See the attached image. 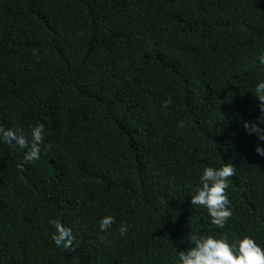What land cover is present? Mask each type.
<instances>
[{"label": "trees", "instance_id": "1", "mask_svg": "<svg viewBox=\"0 0 264 264\" xmlns=\"http://www.w3.org/2000/svg\"><path fill=\"white\" fill-rule=\"evenodd\" d=\"M261 55L264 0H0V127L44 125L31 162L0 139V264H179L190 235L264 249V140L243 127ZM224 163L218 228L191 197Z\"/></svg>", "mask_w": 264, "mask_h": 264}, {"label": "clouds", "instance_id": "2", "mask_svg": "<svg viewBox=\"0 0 264 264\" xmlns=\"http://www.w3.org/2000/svg\"><path fill=\"white\" fill-rule=\"evenodd\" d=\"M261 64H264V55L259 57ZM255 98L259 101V110L261 115L254 122H244L243 127L248 134H256L259 140H264V128L258 127V124H264V82H260L255 88ZM171 99L163 103L167 107ZM179 128L184 127L181 121ZM0 139L4 143L13 142L20 148H27L25 160L31 162L39 159L40 145L44 141V125L37 124L31 129V143L22 132L13 129L0 127ZM47 147H51L48 145ZM255 151L258 155L264 156V149L259 145ZM235 175V167L232 163H224L219 169L205 167L200 177V186L195 189L196 194L191 197L193 206H204L207 208L211 217V223L218 228H224L226 222L232 217L230 201L226 190L229 187L228 180ZM49 223L54 227L55 232L51 239L57 247L73 250L75 237L69 228H65L59 220H51ZM115 223L113 216L102 218L99 228L101 232H107ZM121 235L128 231L126 225H121L119 229ZM101 239H103L101 237ZM189 242L194 245L188 251L178 252L179 264H264V249L249 238L244 237L241 240L229 244L227 239H215L209 236L190 235Z\"/></svg>", "mask_w": 264, "mask_h": 264}]
</instances>
